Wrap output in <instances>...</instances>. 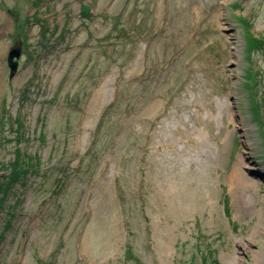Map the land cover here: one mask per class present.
<instances>
[{
  "label": "rangeland",
  "instance_id": "rangeland-1",
  "mask_svg": "<svg viewBox=\"0 0 264 264\" xmlns=\"http://www.w3.org/2000/svg\"><path fill=\"white\" fill-rule=\"evenodd\" d=\"M19 154L0 264H264V0H0Z\"/></svg>",
  "mask_w": 264,
  "mask_h": 264
},
{
  "label": "trees",
  "instance_id": "trees-1",
  "mask_svg": "<svg viewBox=\"0 0 264 264\" xmlns=\"http://www.w3.org/2000/svg\"><path fill=\"white\" fill-rule=\"evenodd\" d=\"M121 16V14H118L116 16H114L113 22H114V28H116L119 25V17ZM242 24V23H241ZM244 25H246L247 27H249L248 24H246L244 22ZM247 31V35H251L250 29H246ZM119 32V30H118ZM121 35L119 34V37ZM116 39H118L117 37H115ZM252 39V38H251ZM260 43V42H259ZM251 86L247 85V88H249ZM256 121H258V117H255ZM261 122V121H260ZM258 122V123H260ZM42 137V133L41 131L39 132V138ZM262 156V155H261ZM23 157H21V155H18V159L15 161V163H13L12 167H15L14 169H10V172L6 174V178L4 181H0V200L2 202L3 198H7L9 196V194H11L13 191V186L18 184H22L23 181L22 179L24 178V172H27V170L30 169V162H29V158L27 159L26 162H24V160L22 159ZM34 161L35 164H38V158L34 157ZM51 172H47V174L50 175ZM6 225V224H5ZM2 233H0L1 236ZM127 256H132V252L129 249H126V251L124 252V257L126 258Z\"/></svg>",
  "mask_w": 264,
  "mask_h": 264
},
{
  "label": "water",
  "instance_id": "water-1",
  "mask_svg": "<svg viewBox=\"0 0 264 264\" xmlns=\"http://www.w3.org/2000/svg\"><path fill=\"white\" fill-rule=\"evenodd\" d=\"M89 14V8L86 6L81 7L80 16L86 17ZM21 56V44H17L13 47L7 57V65L9 68V78L12 79L18 69V60Z\"/></svg>",
  "mask_w": 264,
  "mask_h": 264
},
{
  "label": "flooded vegetation",
  "instance_id": "flooded-vegetation-1",
  "mask_svg": "<svg viewBox=\"0 0 264 264\" xmlns=\"http://www.w3.org/2000/svg\"><path fill=\"white\" fill-rule=\"evenodd\" d=\"M87 7H88V6H87ZM88 8H89V7H88ZM89 14H90V11H89ZM89 14H88V15H89ZM46 31H47V30H46ZM65 33H66V31H64L61 35H64ZM17 44H22V42H21V41H20V42H17L13 47H15ZM13 47H12V48H13ZM12 48H11V49H12ZM8 54H9V52H8ZM21 55H22V45H21ZM7 57H8V56H7ZM20 57H21V56H20ZM19 59H20V58H19ZM19 59H18V60H19ZM6 60H7V59H6ZM18 60H16V61H18ZM7 66H8V65H7ZM18 66H19V62H18ZM17 70H18V69H17Z\"/></svg>",
  "mask_w": 264,
  "mask_h": 264
},
{
  "label": "bare ground",
  "instance_id": "bare-ground-1",
  "mask_svg": "<svg viewBox=\"0 0 264 264\" xmlns=\"http://www.w3.org/2000/svg\"><path fill=\"white\" fill-rule=\"evenodd\" d=\"M240 181H238V184L240 185ZM240 189H241V191H243V187L242 186H240ZM259 225H262V226H264V224H262L261 222H259Z\"/></svg>",
  "mask_w": 264,
  "mask_h": 264
}]
</instances>
